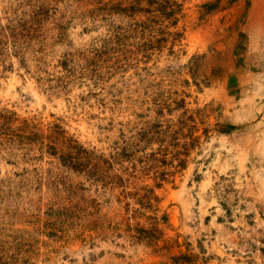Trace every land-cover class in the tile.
Returning <instances> with one entry per match:
<instances>
[{"label": "rangeland", "instance_id": "rangeland-1", "mask_svg": "<svg viewBox=\"0 0 264 264\" xmlns=\"http://www.w3.org/2000/svg\"><path fill=\"white\" fill-rule=\"evenodd\" d=\"M0 264H264V0H0Z\"/></svg>", "mask_w": 264, "mask_h": 264}]
</instances>
